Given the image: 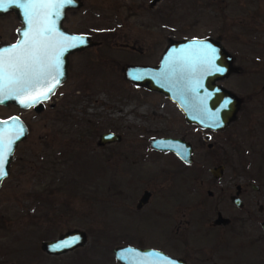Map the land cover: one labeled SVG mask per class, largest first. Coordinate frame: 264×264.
I'll list each match as a JSON object with an SVG mask.
<instances>
[{"label": "rangeland", "instance_id": "374dc122", "mask_svg": "<svg viewBox=\"0 0 264 264\" xmlns=\"http://www.w3.org/2000/svg\"><path fill=\"white\" fill-rule=\"evenodd\" d=\"M84 1L88 13L76 12L71 30L97 42L69 56L68 80L39 110L0 105V117L16 114L27 126L0 183V264H118L112 249L122 245L160 247L186 264H264L259 226L264 189L250 201L246 198L242 210L232 207L227 190L218 191L207 171L226 163L222 183L235 172L227 145L208 147L212 134L187 123L163 94L122 75L125 65H156L170 40L192 31L207 34L209 26L181 29L189 21L190 3L198 0H169L165 32L147 27L144 11L133 16L132 0ZM213 2L211 13L218 26L213 37L225 47L239 48L229 52L235 72L220 81L243 100L228 132L236 130L237 121L240 126L254 99L261 105L247 119L261 120L264 112V85L257 81L264 80V0H244V9L233 10L227 0ZM115 3L113 14L108 7ZM199 3L200 15H195L203 19L210 2ZM221 28L228 31L224 40ZM102 132L114 133L119 140L98 146ZM153 137L191 144V164L180 163L170 151L151 149L148 140ZM250 176L264 183V174ZM143 190L150 196L145 206L135 209ZM216 211L229 219L227 224L214 225ZM72 229L85 233L83 245L58 255L40 250L41 241Z\"/></svg>", "mask_w": 264, "mask_h": 264}, {"label": "water", "instance_id": "95a60500", "mask_svg": "<svg viewBox=\"0 0 264 264\" xmlns=\"http://www.w3.org/2000/svg\"><path fill=\"white\" fill-rule=\"evenodd\" d=\"M156 1V0H153ZM72 4L65 3L58 10L38 9V15L34 19L33 28L37 27V21L43 22L47 13H54L50 18L51 26L54 28L53 37L63 36L66 39L62 44L60 54L59 73L53 71L51 76L36 88L23 93L0 94V105H12L18 109L39 110L44 102L55 92L66 75L68 54L79 51L93 45L94 42L86 35L67 34L64 31L56 32V24L60 23L63 8H70ZM19 16L22 27L18 31L17 40L13 45H18L25 37L22 33L31 31L27 23L24 9L11 7ZM7 11V10H6ZM3 11H0L2 13ZM75 38V39H72ZM83 41V43H80ZM75 46H72V45ZM11 46H0V50ZM209 49H214L213 53ZM59 48H50L48 56H54ZM211 57V65L208 60ZM46 59V57H45ZM232 58L223 47L214 39L185 38L171 40L161 52L155 66L147 65H125L122 69L123 78L135 85H142L146 89L156 91L166 96L174 103L176 108L183 114L187 123L196 124L202 128L219 129L225 126L234 116L239 106V98L222 88L217 81L235 68L231 66ZM220 69V71H217ZM55 76V79L52 77ZM51 87V91L48 88ZM41 92L46 96L33 100L32 97L39 96ZM24 101V103H21ZM0 133H6L7 138L12 140L10 152L3 165L4 175L0 176L1 181L8 174V167L12 153L18 141L27 135V127L16 115L0 118ZM119 136L111 132H102L98 135L96 144L102 145L109 142H116ZM149 147L156 151H170L181 162H191V147L188 142L180 138H150ZM222 165L210 168L213 176L221 173ZM148 193L144 191L138 200L137 206L142 205L147 199ZM224 221L220 216L216 223ZM264 234V221L260 224ZM85 233L78 229H72L58 235L56 238L41 241L39 248L46 254L58 255L69 251L85 243ZM69 245L57 247L58 245ZM112 256L118 264H185L181 258L168 256L165 252L141 248L130 245L116 246L112 249Z\"/></svg>", "mask_w": 264, "mask_h": 264}, {"label": "flooded vegetation", "instance_id": "af4514ba", "mask_svg": "<svg viewBox=\"0 0 264 264\" xmlns=\"http://www.w3.org/2000/svg\"><path fill=\"white\" fill-rule=\"evenodd\" d=\"M191 1H193V0H191ZM199 1L200 0H198L194 5L192 3H190L192 6V8H191L192 12H188L189 13L188 14L189 21H188L187 25L182 24L181 29H184L186 27V30H190V28L193 26H202L204 28L209 26L208 29H206V31H208V32H207V34L206 33L205 34H198V33H193V31H192L189 34V36L187 35L188 37H184L182 39L208 37V38L216 40L228 54L231 51H239V48H235V49L231 48L230 49V47H225V45L220 40L213 37V34L215 35L218 32V26L215 25L216 23L214 21L215 14H213V11L211 13L212 8H210V6L212 7V5L214 3L213 1H215V0H206L207 2H210V3L205 4L204 8L205 9L207 8L208 13L206 15L204 14L202 16L203 19L197 18V15H195V13H198L200 15V13L198 12L199 7L196 5V4H200ZM227 1H228L227 5H230L231 10H233V6L241 7V6H243L242 4L244 3V0H243V2H241L239 0H227ZM221 2H222V0H221ZM71 4L73 5L72 7L62 9V15L60 17V23H59V26H58V24H56V30L55 31L58 32L60 30V31H64L67 34L86 35L89 37V39L91 41L96 43L97 41L91 39V36L89 34L84 33V32H78V31L71 30L72 29L71 20L75 16V13L76 12L88 13V10H89L87 3H85V1L83 2V0H73V3H71ZM131 4H132V15L133 16H137L140 12H143V11L145 12V16H147V17H145V19H146L145 23H147V27L151 26L152 29H155L157 31H162V32L169 30V25L167 23L168 13H169V8H170L169 0H156V1L146 0V3H144V2L141 3L139 0H132ZM116 7H117V3H115L112 7H108V8H111V11H113L114 12L113 14H115L116 13ZM241 8L244 9L243 7H241ZM218 11L222 15H224L222 13L223 10H222L221 6H218ZM140 14H142V13H140ZM155 21H157V22L154 23ZM227 26H228V24L226 25V27ZM231 26H232V24H231ZM21 27H22V23L19 20L18 14L11 7H9L7 11H3L2 13H0V46H11L12 44H14L17 40L18 31ZM220 33H221V36L223 37V40H224V38L228 37L227 36L228 31L227 30L221 28ZM170 41H168L167 44ZM81 51H82V49L79 51H74V52L68 54L67 65H66V75H65L64 80H68L67 67H68L69 56H71L72 54H76V53L79 54V52H81ZM231 58L233 61L232 56H231ZM232 61H231V66L236 69V67L232 65ZM133 65H144V64H133ZM234 72L231 71L230 73L227 74V76L229 74L234 73ZM227 76L219 79L217 81V84H219L222 88H224L225 90L230 92L229 89H227L226 87H223L220 84V81L226 80ZM257 81H261L264 85V80H257ZM251 85H252V87L256 86V83L252 82ZM249 96H250L249 100L251 101L252 96H253L252 93ZM238 98L240 100L239 106H238L237 110L235 111L233 118L225 126L219 128V129L212 130V129L202 128L196 124H191V123H189V124H191L196 129L202 131L203 133L209 132L210 134L213 135V142L208 143V147H214L217 144H224V146H225V144H226L227 147L230 149V152L234 155V159L232 160V163L235 166V168H234L235 172H231L230 175H227L228 181L226 183L221 182L223 177H225L224 169L226 167V163H224V162L218 163L215 166L210 167V168H214V167H217L219 165H222L221 173L218 176H213L212 174H210V172H209L210 168H208L207 171L209 172L210 178H211L214 186L217 187L218 191L223 192V191L227 190V197H228V201L230 202L231 206L236 208V209L242 210V208H244V205L246 204V200H245L246 198L249 199V201H250L252 198H254L257 195V193H260L264 189V185H263L264 183L261 180H258L259 178L254 179L250 176V172H252L254 174L255 178L264 174V112L261 115L262 116L261 120H258V121L253 120L252 121L251 118L247 119V117L249 115H252L251 112H253V110H256L255 109L256 105H257V107L261 105L260 101H258V100L255 101L256 99H254L253 102H251L250 107L244 111L245 119L241 118L240 126H239V121H237V125L235 127L236 130L233 131L234 128H232L230 131L227 132V129L229 128V126L237 119V113L242 107L241 105H242L243 100L240 97H238ZM171 104H174V103L172 102ZM29 109H33V108H29ZM11 115H16V114L10 113L7 116L0 117V118H5V117L11 116ZM16 116L21 121H23L18 115H16ZM182 116H183V114H182ZM241 116H243V115H241ZM249 122L251 123V125L249 124ZM235 136H240V137L236 141H234ZM153 138H157V137H153ZM161 138H165V137H161ZM244 141H245V143H244ZM240 143H242V144H240ZM189 145L191 147V154H192V146H191V144H189ZM98 146H101V145H98ZM217 149L219 150L220 148L217 147ZM222 152H223V150H222ZM253 156L255 158L252 160ZM180 163H182L184 165H188V164L190 165L191 164V163L185 164L181 161H180ZM198 175H199V171H197V169H195L194 178H198ZM144 191H147V193H148L147 199L142 205H140L138 207L137 206L138 200ZM207 194L211 195V192L207 191ZM149 196H150V192L148 190H143L142 193L140 194L139 198L135 202V205H134L135 209H140L142 206H145ZM258 206H261V205H258ZM260 209H261V207H258L259 211H260ZM217 213H219V211H216V215H217L216 219L219 216ZM220 218L224 219V221H220V223H216L214 225H216V226L217 225H225V224H227V221H229V219L226 217L223 218L220 216ZM263 221L264 220L259 222V226ZM260 228H261V226H260ZM261 231H262V229H261ZM261 233L264 237L263 231ZM140 247L153 248V249H158L160 251H163L162 248H160V247H154V246H140ZM163 252H165V251H163ZM167 255L171 256V257H175V258H180L179 256H174V255H170V254H167ZM181 259H183L185 261L184 258H181ZM199 260H204V259L200 258ZM185 264H186V261H185Z\"/></svg>", "mask_w": 264, "mask_h": 264}, {"label": "snow or ice", "instance_id": "6c2138e0", "mask_svg": "<svg viewBox=\"0 0 264 264\" xmlns=\"http://www.w3.org/2000/svg\"><path fill=\"white\" fill-rule=\"evenodd\" d=\"M65 3L71 4L73 0H0V11H6L9 7L23 8L28 26L32 29L22 33L25 39L18 45L0 50V94L27 92L36 88L38 84H42L48 76L52 75L53 71L59 73L62 44L68 38L52 36L54 32L50 23V18L54 14L52 12L46 14L43 22L37 21V27L33 28V24L38 15L36 10H58ZM50 48H59V50L54 56H48ZM214 51V49H209L210 53ZM208 64L211 65V57ZM52 78L55 79V76ZM51 90L49 87L48 91ZM46 95L47 93L41 92L39 96H34L32 99H39ZM11 144L12 140L7 138V134L0 133V176L4 175L3 165L11 150ZM67 246L69 245H58L57 247Z\"/></svg>", "mask_w": 264, "mask_h": 264}]
</instances>
